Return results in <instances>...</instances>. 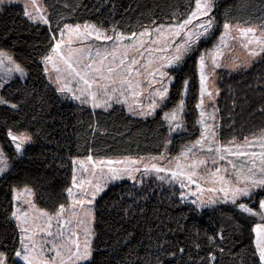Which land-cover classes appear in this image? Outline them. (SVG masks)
<instances>
[{
	"label": "snow or ice",
	"instance_id": "6c2138e0",
	"mask_svg": "<svg viewBox=\"0 0 264 264\" xmlns=\"http://www.w3.org/2000/svg\"><path fill=\"white\" fill-rule=\"evenodd\" d=\"M16 3L17 0H0V12L6 5ZM18 6L34 26H47V44L37 64L43 80L55 93L93 110L110 113L121 106L129 116L158 119L170 135L187 131L186 98L194 92V81L185 78L181 82L176 74L192 59L196 69L193 75L199 76L198 102L194 106L199 113L195 122L199 136L184 144L176 155L169 154V138L158 155L105 159L88 154L83 159H72L66 202L52 210L38 207L37 193L32 188L10 187L8 220L15 223L16 240L12 247L0 240V264H94L97 198L116 182L128 180L135 187L143 185L151 175L179 186V203L189 206L182 209L187 216H182L181 221L221 206L235 210L241 223L250 221L254 264H264V136L241 140L233 137L222 142L220 109L215 106L219 91L209 87V80L221 67L238 72L264 63V21L240 25L226 16L221 22L217 0H191L183 14L174 12L167 20L154 15L147 24L141 22L125 32L114 18L83 24L59 20L53 27L51 16L38 0H24ZM110 7L109 17H113L116 9L114 5ZM213 41L211 49L201 51L204 44ZM237 47L242 56L234 54ZM28 77L26 66L0 48V106L19 112L21 103L7 93ZM173 89L179 99L169 108ZM260 111L264 113V108ZM6 139L17 157H22L26 146L33 143L32 134L12 128L7 129ZM13 170L9 153L0 145V179ZM210 230L212 234L204 236L207 257L200 255L201 244H195L198 264H218L217 253L225 251L226 230L220 225ZM187 231L186 223L180 221L175 231H162L164 239L157 244L156 255L148 264L182 261L186 248L167 237ZM188 264H192L191 257Z\"/></svg>",
	"mask_w": 264,
	"mask_h": 264
},
{
	"label": "trees",
	"instance_id": "16d2710c",
	"mask_svg": "<svg viewBox=\"0 0 264 264\" xmlns=\"http://www.w3.org/2000/svg\"><path fill=\"white\" fill-rule=\"evenodd\" d=\"M190 3L191 0H103V4L101 0H43L53 27L59 20L83 24L114 18L125 32L129 27L137 28L141 22L147 24L154 15L167 20L174 12L183 14ZM110 4L116 9L113 17H109ZM217 15L221 22L227 16L230 22L240 25L245 21L257 24L264 21V0H217ZM46 28L34 26L18 5L4 7L0 12V48L9 51L29 73L26 80L14 84L7 93L21 103L19 112L0 106V145L9 153L14 168L6 178L0 179V240H6L9 247L16 240L15 223L8 220L10 187L32 188L37 193L38 207L52 210L58 203L66 202L72 159H83L88 154L105 159L158 155L169 139L167 127H162L158 119L129 116L121 106L110 113L93 110L63 99L48 87L37 64L47 44ZM213 42L202 48L211 47ZM194 72V61L188 59L176 74L181 82L191 78L194 92L186 99L187 131L173 139L171 153L198 137L194 106L198 102L199 85ZM217 75L216 107L220 109L222 142L233 137L250 139L264 133V113L260 111L264 108V63L239 72L220 70ZM172 96L169 108L179 99L175 89ZM8 128L27 131L33 136V143L22 157H17L7 144ZM187 207L179 203L178 190L152 179L141 187H133L127 181L109 187L95 206L94 264H148L156 255L157 244L164 239L161 232L167 233L169 228L175 231L177 221L186 223L188 231L167 237L186 248L184 259L176 264H188L190 257L192 264H198L197 242L201 244L200 255L207 257L204 236L211 235L210 229L217 225L228 236L224 253H217L218 264H254L250 221L241 223L229 206L216 211L206 209L202 215L194 214V219L181 221L182 216H187L182 209ZM197 231L199 236L195 234Z\"/></svg>",
	"mask_w": 264,
	"mask_h": 264
},
{
	"label": "rangeland",
	"instance_id": "374dc122",
	"mask_svg": "<svg viewBox=\"0 0 264 264\" xmlns=\"http://www.w3.org/2000/svg\"><path fill=\"white\" fill-rule=\"evenodd\" d=\"M23 2H24V0H17V3H16V4H12V5H21ZM38 4H39L43 9H45V7H44V5H43V0H38ZM12 5H6L5 7L12 6ZM43 26H44V25H43ZM221 31H222V28H221ZM217 39H218V38H217ZM215 42H216V41H215ZM215 42H213V44H214ZM213 44H212V46H213ZM212 46H211V47H208V48H202L201 51H203L204 49H211ZM234 54H235V55H238V56H242V55H243V53L241 52V50L239 49V47L236 48V52H235ZM226 62H227V63H230V61H226ZM248 69H249V68H248ZM220 70H225V71H229V72H237V71H230L229 68H227V67H221V68L217 69V70H216V73H215V76H213V77L209 80V87H210V89H218V87H217L218 75H217V74H218V72H219ZM238 72H239V71H238ZM197 78H198V85H199V76H198V73H197ZM22 81H24V80H22ZM186 99H187V98H186ZM217 100H218V96H216L215 106L217 105ZM69 101H70V100H69ZM71 102H73V101H71ZM73 103L78 104V102H73ZM85 106L90 107L89 105H85ZM90 108H91V107H90ZM91 109H92V108H91ZM124 109H125V111L127 112V109H126V108H124ZM95 110H101V111H103L102 109H95ZM208 110L211 111L210 108H209ZM196 112H197V116H198V115H199L198 110H196ZM127 113H128V112H127ZM197 119H198V117H197ZM184 120H185V117H184ZM196 126H197V129H198V128H199V125L196 124ZM182 133H185V131L171 133V135L169 134V138H171V140L173 141V139H174L175 137H177L178 135H180V134H182ZM198 136H199V131H198ZM261 136H264V133H262V134H260V135H258V136H256V137L250 138V139H258V138L261 137ZM171 144H172V143H171ZM171 144L168 145V148H169V150H170V153H169V154H170V155H176L180 150L177 151L176 153H171ZM27 146H28V145H27ZM27 146H26V147H27ZM181 148H182V147H181ZM181 148H180V149H181ZM257 150H258V149H257ZM150 179L155 180V181H157V182H159V183H161V184H163V185H165V186H168V187H170V188L176 189V190H178V192H179V194H180V190H179V186H178V185H169V184H167V183H165V182L159 181V180H157V179L155 178L154 175H151V176H149V177H146L144 183L147 182V181L150 180ZM125 181H127V182H129V183L132 184L131 181L124 180V181L116 182L115 184H113V185H111V186L117 185V184L122 183V182H125ZM111 186H110V187H111ZM135 186H136V187H141L142 185L137 184V185H135ZM107 190H108V189H107ZM107 190H106V191H107ZM103 194H104V193H102L101 196H102ZM99 198H100V197L97 198V201H98ZM94 226H95V224L93 225V227H94ZM94 239H95V233H94V236H93V239H92V247H93Z\"/></svg>",
	"mask_w": 264,
	"mask_h": 264
}]
</instances>
